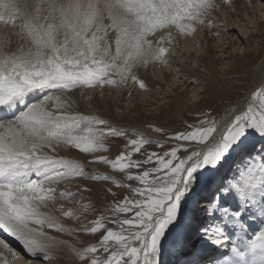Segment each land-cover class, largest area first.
Returning <instances> with one entry per match:
<instances>
[{
  "label": "snow or ice",
  "instance_id": "obj_1",
  "mask_svg": "<svg viewBox=\"0 0 264 264\" xmlns=\"http://www.w3.org/2000/svg\"><path fill=\"white\" fill-rule=\"evenodd\" d=\"M218 7L216 0H0V109H15L0 119V229L20 241L31 256L42 257L43 264H56L57 254L67 248L45 231L63 233L65 228L56 217L39 210L51 195L44 185L83 174L71 162L49 153L65 146L95 154L103 149L105 135H122L110 127L94 129L91 121L85 128L89 135H74L84 118L60 111V97L46 90L120 86L129 79L145 88L137 71L150 62L167 63L164 54L174 39L172 26L183 34L184 22L203 23ZM158 30L168 35L161 34L154 45L149 37ZM117 75L119 80L112 78ZM37 90L44 94L29 101ZM95 124L107 121L97 119ZM187 127L191 130L171 137L177 143L162 155L152 152L145 159H133L142 144L132 139L114 161L98 157L141 186L132 188L134 198L124 197L113 209L131 213L130 218L112 221L118 231L105 227L103 214L94 221L88 231L103 232L98 244L73 250L81 264H159L160 241L170 225L176 226L180 203L197 182L196 173L204 169L214 173L206 183L215 195L202 208L208 216L221 215L199 232L244 259L245 254L228 243L225 229L240 226L245 209L264 217V101L233 114L226 125L205 119ZM250 133L261 138L251 146L247 143ZM149 164L154 167L131 171ZM90 178L100 179L96 174ZM105 191L116 196L111 187ZM229 201H238L239 210H234L235 205L225 207ZM185 229L177 241L181 247L192 242L195 231H188L187 225ZM0 246L11 251L3 240ZM248 252L264 256V227L248 242ZM0 264H7L6 259Z\"/></svg>",
  "mask_w": 264,
  "mask_h": 264
},
{
  "label": "rangeland",
  "instance_id": "obj_2",
  "mask_svg": "<svg viewBox=\"0 0 264 264\" xmlns=\"http://www.w3.org/2000/svg\"><path fill=\"white\" fill-rule=\"evenodd\" d=\"M216 2L220 7L210 12L203 23L199 21L196 23L184 22L186 31L182 35H193L196 39L192 45L193 62L191 59H186L188 65L196 63V67L193 69L182 68L179 72L170 68L166 70L164 67L170 60L167 59L169 58L167 51L164 54L167 63L150 62L147 67L137 71L138 78L146 85L145 88H141L139 83L129 79L120 86L107 84L95 88L85 86L63 92L46 90V94L74 92L64 95L63 102L61 100L63 108L60 109L69 115L84 118V123L74 131V135H89L85 131L88 121L92 122L91 126L94 129L110 127L118 129L122 133L119 136L105 135L102 138L103 149L95 154L82 153L74 147L61 146V150L64 152L77 155L82 160L81 165L83 163L91 164L96 171L87 174L83 170L81 175L74 173L68 178L53 182L58 184L66 181L68 189V191L64 189L62 192L59 190L60 187L58 189L56 186L54 192L52 191L56 197L50 199L53 197L51 196L49 199L50 202L55 201V205H52L54 210L63 209V212H72L73 216H65L61 211L57 219L64 225L65 231L58 233L54 229L45 228L49 235L56 236L63 242L72 243L76 245L78 251H82L98 244L103 230L91 233L88 229L94 226V221L99 219L102 214L106 217L105 227L112 228L114 231H118L119 226L112 221L130 218L131 213L114 212L113 209L117 203L123 201L124 197L134 198L132 188L141 185L134 180L129 181L127 175L120 172L118 168L99 161V156L103 155L108 160L114 161L122 151H125V145L132 139L140 141L142 144L141 152L134 153L133 159H145L147 154L152 152L162 155L164 151L170 150L177 143L171 139L175 133L191 130L188 129V125L198 126L199 122L205 119L217 122L223 112L239 114L240 110H246L250 105L259 106L264 101V95H256L257 92H264V0H230L228 5L223 4V0H216ZM259 3H262V6ZM233 20H236L238 24L254 20V25L249 24L250 33L248 36L239 42L232 37V35H236V29L228 28V25H233ZM177 30L175 26H172L171 36L174 39L170 45L173 47L175 42L180 41V36L176 35L180 32ZM165 31L158 30L160 34L167 36L168 32ZM239 35L241 36V34ZM149 38L153 39V36ZM240 44L247 48L243 54H238L237 49H234ZM178 45L179 47L175 46V49H179L178 53H181L184 44ZM223 55L226 57L224 58ZM261 58L262 63L260 62L261 64L256 66ZM203 68L207 70L208 74L204 75L201 71ZM174 76L179 81L172 84L175 80ZM112 78L119 80L118 75ZM191 86L202 88L198 92L196 101L191 99ZM250 89L253 91L247 100L243 101ZM42 93L40 90L33 92L29 101L40 99ZM35 94L38 96L33 98ZM97 119L105 120L107 124L96 125ZM260 139L255 133H250L247 143H250L251 146ZM158 145L163 147H158ZM260 163L257 158L255 169L257 175L260 172ZM151 167L154 165L149 164L145 168L132 169L131 171L136 173ZM94 174L98 175L100 179L90 178ZM213 174L207 169L202 170V173H196L197 182L180 203L181 215L177 217L176 226L170 225L160 241L159 264L169 261L171 257L169 255L179 246L177 241L185 232V226L187 225L188 231H192L189 229V225L194 203L210 187L206 183V178L210 179ZM104 176H109L110 180L104 181L102 179ZM107 187L112 188L116 193L115 197L105 191ZM62 193L64 195H61ZM60 200H65L66 205L61 204ZM85 208L88 209L87 213L83 211ZM262 227H264V217L259 219V224L252 232V236ZM69 229L74 231L69 234ZM252 236L249 237V241ZM201 238V234L197 235L195 232L192 242L199 243ZM101 258L103 259L105 256L101 255ZM32 259L35 258L32 257ZM40 259L43 260L42 257ZM179 262H182V259H179ZM199 262L198 259L194 264ZM56 264H81V262L78 257H75V254L62 250L57 254Z\"/></svg>",
  "mask_w": 264,
  "mask_h": 264
},
{
  "label": "bare ground",
  "instance_id": "obj_3",
  "mask_svg": "<svg viewBox=\"0 0 264 264\" xmlns=\"http://www.w3.org/2000/svg\"><path fill=\"white\" fill-rule=\"evenodd\" d=\"M259 5L262 6V3H259ZM233 22H234L233 25L232 26L228 25V28L236 29V33H235L236 35H232V37L235 38L237 40V42L241 41V39H243V38H246L248 36V33H250L249 24L252 23L254 25V20L253 21L252 20L247 21L248 24L247 23L238 24V22L236 20H233ZM174 31H176V30H174ZM177 31H179V30H177ZM183 34H185V33H183ZM239 34H241V36ZM160 35H161L160 32H158L155 36H153L154 42H155V40L156 41L158 40ZM176 35H177V37L180 36V41L175 42V46L179 47L178 44L183 43L184 44L183 45V51L181 53H178L179 49H175V46L173 47L171 45H167V47H168L167 56H169V58H167V57L166 58L168 60L169 59L170 60H169V63H167L166 65L164 64L165 65L164 68L166 70H169V68H170L171 70H174L176 72L181 71L182 68L183 69L187 68V69L191 70V69H193V67H196V65H195L196 63L194 65L193 64L188 65L189 63L187 64L186 59H191L193 62V46L192 45H193L194 41L196 40L195 36H193V35H182L181 33H177ZM254 42H251V43H254ZM240 45H239V47H235L234 49H237L238 54H243L246 52L247 48H245V46H242V45L240 46ZM15 46H16V38L13 37V43H12L11 47L14 48ZM223 57L225 58L226 55H223ZM261 60H262V58L257 62L256 66H259V64L262 63ZM201 71L204 73V75L208 74L207 70H205L204 68L201 69ZM177 77L174 76L175 80H174V82H172V84L179 81L177 79ZM201 89H202L201 87L191 86L190 96H191L192 100L196 101L197 96H198V92H200ZM252 91L253 90L250 89L247 92L243 101L247 100L248 96H250ZM72 93H74V92L72 91L71 93H57V94L54 93L52 95L53 96H59L60 97V104H62L61 100L63 102L64 95H69ZM42 94H44V93H42ZM37 96L38 95L35 94V96H33V98H36ZM73 96H75V95H73ZM34 100H39V99L36 98ZM49 107H51L50 104H49ZM14 110L15 109H13L11 111L5 110V109H0V119L7 118V116L11 115L12 111H14ZM235 113L236 112H229L227 114V113L223 112L222 115H220V117L218 118L217 124L218 125H226L230 116H232ZM248 144L250 145V143H248ZM49 155H53L58 160L69 161L74 166V169L80 167V168H82V170H85L87 172V174L89 172L96 171L95 167L91 164L83 163L81 165L82 160L79 159L77 155L68 154V152H64L63 150H61V147H59L55 153H49ZM61 170H63V169H61ZM59 181H61V180L59 179ZM257 183H259V182H257ZM56 186L58 187V189L60 187L59 190H61V191L64 189H66V191H68L66 181H64L62 183H58V184H55L53 182L46 183L44 185V188L46 190H50L51 195L48 196L44 202L41 203L39 210L42 213L45 212L46 214H48L50 216H54L56 218L57 217L59 218L58 215H60L59 213L61 211L60 210H57V211L54 210V206H52V205H55V203H54L55 201L50 202V199H53L56 197V195H54L55 193H53L55 188H57ZM214 195H215V192L212 189V187L210 186L204 191V193L197 200V202L194 203L195 206L193 207V210H192L191 222L189 225L190 226L189 229H191V230L194 229L195 231L193 233L196 232L197 235L201 234L202 238H201L200 242L199 243L198 242L197 243L191 242L190 244H185L182 247L178 246L175 249V251L169 255L171 257H170L169 261L165 264H194L195 261H197L198 259L200 261L198 264H264V256H261V254H259V253L253 255V254L248 252L249 237L253 235L252 232L254 231L256 226L259 224V219L263 218V217L258 216L251 209L243 210L241 218H240L241 219V225L240 226H237L235 229H232L231 227H226V229H225V235L227 237L228 243L230 245L235 244V246L241 252H243L245 254V257L243 260H241L240 258L232 256L230 254V252L228 251V249L217 247L215 244L211 243L210 240H207L204 237L203 233L199 232L200 227H202V226L207 227L209 225H212L215 220H218L220 218L221 214H219V213H217L215 216H208L206 211L202 208V206L204 204L210 202L211 198ZM51 196H53V197H51ZM49 197H51V198L49 199ZM65 202L66 201L64 200V201H61L60 203L65 204ZM234 205H235L234 210H239L238 201H229L225 205V207L233 208ZM241 226H242L243 230H241ZM0 240L5 241V243L8 244L9 249L11 250V251H9L8 249H4L2 246H0V260L6 259L7 264H43V260H41L40 257L31 256L27 252V250L24 248V246L20 243V241L16 240L15 237L11 236L7 232H4L2 229H0ZM64 243L67 245V248L63 249V250H65L69 253H73V254H75V251H73V250H78L76 245L69 243V242H64ZM25 253H26V255H25ZM32 257L35 259L33 260ZM75 257H76V255H75ZM179 259H182V262H179Z\"/></svg>",
  "mask_w": 264,
  "mask_h": 264
}]
</instances>
